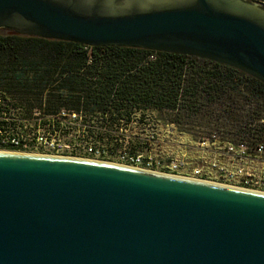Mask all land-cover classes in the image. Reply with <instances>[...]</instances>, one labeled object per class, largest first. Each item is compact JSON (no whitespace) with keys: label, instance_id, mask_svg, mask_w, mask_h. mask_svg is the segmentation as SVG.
I'll list each match as a JSON object with an SVG mask.
<instances>
[{"label":"water","instance_id":"water-1","mask_svg":"<svg viewBox=\"0 0 264 264\" xmlns=\"http://www.w3.org/2000/svg\"><path fill=\"white\" fill-rule=\"evenodd\" d=\"M0 30L192 56L264 83L249 0H0ZM0 264H264V193L0 152Z\"/></svg>","mask_w":264,"mask_h":264},{"label":"trees","instance_id":"trees-1","mask_svg":"<svg viewBox=\"0 0 264 264\" xmlns=\"http://www.w3.org/2000/svg\"><path fill=\"white\" fill-rule=\"evenodd\" d=\"M0 97L7 104L1 112L13 120L32 119L37 109L61 128V110L80 114L86 124L82 134L103 145L104 159H109L107 152L113 159L117 152L110 153L112 145L120 152H149L153 146L146 138L152 133L158 140L161 114L172 117L164 118V128L191 127L203 115L215 113L218 104L224 108L219 117L230 119L236 136L247 138L252 133L247 125L260 112L242 113L239 102L264 99V83L192 56L89 47L8 31L0 35ZM96 126L103 130L95 131ZM131 130L132 139L126 141L123 133ZM230 135L231 130L222 135L221 145L226 147Z\"/></svg>","mask_w":264,"mask_h":264},{"label":"built area","instance_id":"built-area-1","mask_svg":"<svg viewBox=\"0 0 264 264\" xmlns=\"http://www.w3.org/2000/svg\"><path fill=\"white\" fill-rule=\"evenodd\" d=\"M257 103V108H252L250 103L247 105H244L243 102L240 103L242 113L252 112L256 109L260 112L259 118L247 125L252 133L247 138L244 135L236 136L237 129L232 128L233 124H231L232 130L230 139H228L229 143L226 147L222 146L223 150L229 151L231 163L236 164V175L234 177L237 178L238 183L235 188L264 193V99H260ZM4 107H7V104L0 97V152L6 149L11 150L10 148H12L22 153L27 152V149L31 147L38 146L53 153H56V151L60 153L61 150L64 153L63 156L49 154H46V156L78 158L80 151L77 152L75 149L79 148L80 150H85L87 158L78 159L99 162L109 161V163L114 161L113 159H117L113 158L111 160L108 152L105 155L109 159H104L103 148H99L100 146H97L96 143L82 134L86 124L83 123V117L80 114L61 110L58 120H61L62 127L59 128L54 118L42 117L41 112L37 109L34 110L32 119L13 120L1 112ZM11 111L13 112V110ZM135 125L131 126L135 127ZM256 130H259L260 134L254 136L253 133ZM146 140L151 142L152 146L156 142L152 133ZM117 153L115 157H118L120 165L177 176L174 174V170H164L165 168L159 162L148 160L149 157L129 152Z\"/></svg>","mask_w":264,"mask_h":264},{"label":"rangeland","instance_id":"rangeland-1","mask_svg":"<svg viewBox=\"0 0 264 264\" xmlns=\"http://www.w3.org/2000/svg\"><path fill=\"white\" fill-rule=\"evenodd\" d=\"M7 34V30H0V35ZM238 101L236 100L233 106L238 104ZM241 102L243 101H240L239 103ZM250 104L252 108L258 107V103H253V101ZM259 104L261 105L260 102ZM223 110L224 108L218 104L217 111L215 113L203 115L200 117L201 120L197 122L195 121L191 127L177 125L178 127H175L174 129H172L170 124L164 128V124H166L164 118H167L170 121L172 117L169 113H166V115L161 114L159 118H162V126L158 131L160 133L158 140L153 143V147L148 150L149 152H145L143 154V157L148 156V160H155L156 162H159L163 168H165L164 170H174V174L181 178L237 187L238 180L234 177L236 175V164L234 165L231 163L229 151L223 150L224 148L221 145L222 142H220L225 138L222 135L227 134L228 131L232 130L230 127V119L219 117L220 115H223ZM205 111H207V109H205ZM99 129L103 130L102 127L96 126L95 131ZM182 129L184 132H180ZM123 135L126 137V141L128 138L131 140L132 130L128 133L124 132ZM96 145L100 146L99 148H103V146L99 143ZM112 146L115 150L110 149L111 154L114 152H120L119 150H116V145ZM10 149L11 150H3V152L19 153L12 148ZM75 150H77V152L80 151L78 158H87L85 150H80L79 148ZM61 151L60 153L56 151V153H58L56 154L48 151L47 149L34 146L27 149V152L22 153L63 156L64 153ZM115 158L117 159H113L114 161L111 163L121 164L118 161V157Z\"/></svg>","mask_w":264,"mask_h":264},{"label":"flooded vegetation","instance_id":"flooded-vegetation-1","mask_svg":"<svg viewBox=\"0 0 264 264\" xmlns=\"http://www.w3.org/2000/svg\"><path fill=\"white\" fill-rule=\"evenodd\" d=\"M249 1H252L254 3H258V4H261V5H264V0H249Z\"/></svg>","mask_w":264,"mask_h":264}]
</instances>
